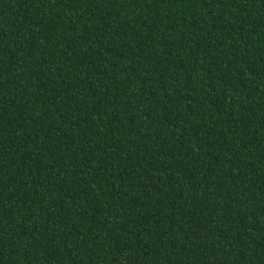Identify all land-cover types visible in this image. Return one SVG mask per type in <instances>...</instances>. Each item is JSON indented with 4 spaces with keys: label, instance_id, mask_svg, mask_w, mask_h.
I'll return each instance as SVG.
<instances>
[{
    "label": "trees",
    "instance_id": "obj_1",
    "mask_svg": "<svg viewBox=\"0 0 264 264\" xmlns=\"http://www.w3.org/2000/svg\"><path fill=\"white\" fill-rule=\"evenodd\" d=\"M0 264H264V0H0Z\"/></svg>",
    "mask_w": 264,
    "mask_h": 264
}]
</instances>
